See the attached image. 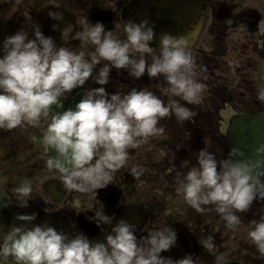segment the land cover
<instances>
[{
  "label": "flooded vegetation",
  "instance_id": "obj_1",
  "mask_svg": "<svg viewBox=\"0 0 264 264\" xmlns=\"http://www.w3.org/2000/svg\"><path fill=\"white\" fill-rule=\"evenodd\" d=\"M207 3L208 14L189 51L196 59V78L205 84L201 103L180 102L196 112L187 121L175 116L160 120L164 131L147 138L137 148L128 150L126 164L113 176L112 182L94 192L66 190L61 174L49 170L46 161L55 152L44 136L53 115L61 113L86 97L89 90L100 87L94 78L83 87L60 97L47 118L25 122L12 130L0 129V243L14 226L32 228L35 224L55 227L70 239L83 233L93 242L104 241L120 220L135 226L138 240L149 232L174 228L176 245L164 256L173 259L190 257L195 264H264L262 255L249 238L251 221L264 217V200L257 199L249 211L237 212L241 223L229 229L215 206H205L197 212L178 191V181L193 167H199L197 156L204 149L217 162L229 158L233 149L229 129L238 116H253L264 123V102L257 98L264 88V0H196ZM132 0H0V44L5 37L23 30L34 38L37 25L45 35L54 38L56 46L94 53V46L81 40H69L65 45L59 31L71 23L81 31L83 22H103L106 30L126 39L128 8ZM49 12H60L63 21L49 18ZM230 21V23H229ZM154 53L159 46L149 45ZM2 54V53H0ZM150 62V57H148ZM96 66L93 77L99 68ZM109 93L125 95L132 89L152 91L167 103L164 89L169 85L161 76L149 79L130 77L125 70L112 69ZM179 99V97H174ZM245 154H254L247 150ZM28 184L32 188L29 207L17 204L14 189ZM49 209L46 213L44 209ZM112 219L111 224L95 218L97 210ZM37 215L33 222L16 220L18 214ZM208 241L203 247L199 241ZM0 264H5L0 260ZM7 264H16L9 257Z\"/></svg>",
  "mask_w": 264,
  "mask_h": 264
},
{
  "label": "clouds",
  "instance_id": "obj_2",
  "mask_svg": "<svg viewBox=\"0 0 264 264\" xmlns=\"http://www.w3.org/2000/svg\"><path fill=\"white\" fill-rule=\"evenodd\" d=\"M48 15L54 21H63L60 12ZM52 29L60 32L65 45L78 39L94 46V53L86 58L83 51L57 47L54 38L45 35L39 25L34 38L23 30L5 37L0 44V129L12 130L25 122L47 118L61 96L94 78L100 87L89 90L74 109L53 115L44 136L55 152L46 161L47 168L61 174L64 188L94 192L112 182L114 174L126 164L129 149L164 131L158 127L160 120L172 116L179 121L193 119L197 113L180 101L200 104L206 86L196 78L197 64L189 51V41L162 33L159 52L154 53L149 45L156 40V32L147 20L130 21L125 40L106 30L100 21H84L81 31H74L71 23L63 28L53 24ZM102 61L107 63L93 77ZM112 69L125 70L135 79L145 74L149 79L162 76L169 85L164 89L167 103L147 89L134 88L125 95L109 93L105 86ZM257 98L264 102V88L258 90ZM197 164L199 167L191 168L178 181V191L197 212L215 206L226 226L235 229L241 223L236 213L249 211L257 199L264 200V143L254 149L252 156L234 147L229 158L219 162L202 149ZM14 193L19 207H29L30 185H21ZM44 211L49 213L47 208ZM95 218L112 223L102 209L97 210ZM16 220L33 222L37 215L18 214ZM250 223L248 236L264 255V217ZM177 241L174 228L149 232L138 240L135 226L123 219L102 242H93L83 233L70 239L47 224L14 226L0 243V260L5 264L9 257L16 264H195L190 257L173 259L163 255ZM199 243L208 246V241ZM216 264H224L223 258L217 257Z\"/></svg>",
  "mask_w": 264,
  "mask_h": 264
}]
</instances>
